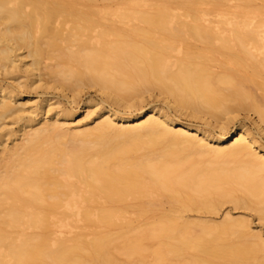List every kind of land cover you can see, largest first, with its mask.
Wrapping results in <instances>:
<instances>
[{"label": "bare ground", "instance_id": "obj_1", "mask_svg": "<svg viewBox=\"0 0 264 264\" xmlns=\"http://www.w3.org/2000/svg\"><path fill=\"white\" fill-rule=\"evenodd\" d=\"M256 2L0 0V264H264L247 218L211 219L232 204L264 222V146L234 123L264 137ZM85 88L102 107L74 126L23 96Z\"/></svg>", "mask_w": 264, "mask_h": 264}, {"label": "rangeland", "instance_id": "obj_2", "mask_svg": "<svg viewBox=\"0 0 264 264\" xmlns=\"http://www.w3.org/2000/svg\"><path fill=\"white\" fill-rule=\"evenodd\" d=\"M250 7H252V8L262 7L264 10V5H262V3H260V2L252 3L250 5ZM2 80H3V76H0V82H2L5 85L6 84L11 85L12 84L11 81L4 82V80L3 81ZM45 92L46 91H44L43 89H37V90H33L31 92H28L23 96H24V98H29L31 100V102L40 101V100H42V98L44 96L49 97L51 99L49 101V104H51L52 109H64L71 114L70 118L68 119V123L70 125H73V126L77 122H79L81 119H83V117L85 115V113H83V114L78 113L79 107L81 106L82 102L90 100L92 103H98L99 104L97 106L98 109L102 107L100 105V98L102 96L98 92H96L95 88L83 89L79 93V95H77L76 97L73 98V100H71L70 98L69 99L66 98L64 96V94L61 93V91H55V90L51 91L50 90V91H48V93H45ZM146 97H147L146 103H148V105L151 104V105L155 106L156 108H159L161 110L168 112V114L172 118H176L182 122H187V123H190V124H193L196 126H200V127L203 126V122L201 120L189 118L185 115L180 114L179 112H177L176 110H174L172 108H168L169 106L166 103L167 101H166L165 97L158 96L156 94H153V96H151V97H149V96H146ZM104 107H106V106H104ZM94 108L95 107H90V110H93ZM114 109L117 110L115 107H114ZM128 112L130 115L135 114V111L133 109L131 111H128ZM250 118L254 119L255 117L251 116ZM90 120L91 119H86L85 121L90 123ZM234 123H235V127H237L239 125H243L246 129H248L249 131H251L255 135H257V137H259V140L261 141L262 145L264 146V137L262 136V134L260 132H258V130L256 129V127L253 124L251 119H246L245 115L243 113H241L240 116L234 121ZM12 128L15 130L18 129L16 125H13ZM216 131H218V130H216ZM229 143H227V144H229ZM227 144H225V145H227ZM168 210H169V206L167 204H165L163 201H161L160 206L155 208L154 213H156V215L157 214L159 215L161 212H166ZM240 211L237 212L236 209L233 208L232 204H225V205H222L220 207V209L215 214L216 216H214V215L211 216V219H213L215 221H219V220H221V218L223 217V215L226 212L231 214L233 217H245L249 221L252 231L253 232H259L264 237V222L258 220V218H257L258 216L256 215V212L250 211V210H240ZM187 214H188L189 218H192V219L196 218V214H194V213H187ZM187 214H186V216H187ZM143 243L147 244V245L157 246L159 243V240H154L152 242L144 241ZM146 255L147 254H145V260H146V262L147 261L149 262L150 257H148V256L146 257ZM121 258L123 259V257H121Z\"/></svg>", "mask_w": 264, "mask_h": 264}]
</instances>
